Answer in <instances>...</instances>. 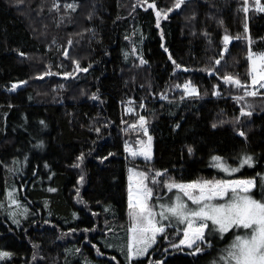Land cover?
<instances>
[{
	"label": "trees",
	"instance_id": "trees-1",
	"mask_svg": "<svg viewBox=\"0 0 264 264\" xmlns=\"http://www.w3.org/2000/svg\"><path fill=\"white\" fill-rule=\"evenodd\" d=\"M154 2L156 9L138 0H0V248L12 253L3 264H78L106 250L104 240L113 236L127 244L129 167L167 169L178 182L256 178L253 194L260 199L264 90L240 100L243 92L222 77L250 84L249 56L264 51V12L253 0L247 14L243 0H186L157 28L155 12L175 0ZM188 81L198 96L176 87ZM248 104L252 116L236 125ZM139 116L154 138L153 160L125 151L143 139L132 127ZM243 152L253 156L252 167L231 176L217 172L213 156L236 167ZM8 190L32 208L19 225L1 207ZM157 195L172 194L157 190L153 200ZM182 227L169 225L168 238H158L146 257L129 262L121 247L110 254L117 264H213L236 231L206 232L211 247L190 255L170 245Z\"/></svg>",
	"mask_w": 264,
	"mask_h": 264
},
{
	"label": "snow or ice",
	"instance_id": "snow-or-ice-1",
	"mask_svg": "<svg viewBox=\"0 0 264 264\" xmlns=\"http://www.w3.org/2000/svg\"><path fill=\"white\" fill-rule=\"evenodd\" d=\"M186 0H175L173 6L166 10H157L156 26L159 28L160 19H167L168 13L173 9H180L185 5ZM256 11L264 12V3L261 0H253ZM140 7L156 9V4L149 3V0H138ZM76 4H66L65 7L76 10ZM54 7L59 10V4ZM242 12H249V0H243ZM247 31V25H245ZM231 37L227 34L223 36L224 47L227 50V44ZM71 44V41H69ZM167 51V49H165ZM23 55V53H21ZM67 56V51L64 52ZM169 58H171L169 56ZM223 55L220 59H215L214 64L220 65ZM251 60V82L245 83L233 75L226 74L222 77L226 84L233 85L243 92L242 96L237 99L243 100L245 97H256L261 95L258 89H264V54L257 59L249 56ZM175 63V61H173ZM77 67H79L77 62ZM179 68L180 66L177 65ZM87 71V69H83ZM66 75H71L66 73ZM25 83V82H20ZM18 87L12 84V90ZM184 93L188 96H198V88L191 82H185L182 86ZM214 94L219 95L217 91ZM95 98V97H94ZM131 111V109H130ZM252 105L248 104L247 108L241 107L240 116L234 118L236 125L240 126V117L252 116ZM41 124L44 122L41 121ZM147 121L144 116H139L138 125H132L133 129L143 131L147 140L138 141L139 150L125 146L131 156H143L145 160H151L152 157V137L148 135ZM176 127H179L177 124ZM213 128L217 127L216 123L212 124ZM99 132V129H95ZM238 135L247 139L243 130L238 131ZM189 154L194 149L187 148ZM109 155H112L109 153ZM107 157H105L106 159ZM84 155L81 154L78 160L83 161ZM238 165L232 167L221 156H213L214 166L229 176L238 172L244 166L252 167L254 159L252 155L243 152L238 156ZM78 166V165H74ZM130 181L128 189V207L131 220L128 229L130 238L126 244V256L131 262L134 258L146 256L153 245L157 243V237L167 239L166 228L169 225L183 226L179 228L177 235L182 236L178 243L170 242L171 247L182 251L184 247L191 249L190 255H196L204 251L203 246L211 247V241L208 235L217 234L221 237L231 230L234 232L230 243L221 250V255L213 264H264V177H260V199L255 198L253 190L257 188L256 178L240 179H197L189 182H178L168 174L167 169L149 171H137L135 168L129 169ZM259 176V174H257ZM83 180V176H81ZM166 189L171 196L165 200L163 195H157L156 200L160 201L157 211L155 203L150 204L157 190L163 192ZM55 191V189H49ZM9 199L17 203L13 194L9 193ZM188 202H191L192 207ZM16 213H13L15 217ZM15 223H19L15 221ZM167 222V223H165ZM72 231H75L73 229ZM85 231H88L86 229ZM206 232L208 235H206ZM166 252L167 249H164ZM102 254V253H101ZM12 253L0 251V260L10 258ZM115 259V257H113ZM149 264H164L163 261H149Z\"/></svg>",
	"mask_w": 264,
	"mask_h": 264
},
{
	"label": "rangeland",
	"instance_id": "rangeland-1",
	"mask_svg": "<svg viewBox=\"0 0 264 264\" xmlns=\"http://www.w3.org/2000/svg\"><path fill=\"white\" fill-rule=\"evenodd\" d=\"M261 54H264V51L258 52L257 50H253V53L251 54V56H252V58L258 60V57ZM68 78H70V77H68ZM262 90H264V89H258L259 92H261ZM130 109L132 111V107L131 106H128V110L129 111H130ZM147 129H148V127H147ZM148 135L152 136L149 133V130H148ZM141 139L144 140V141H146L147 140V137L144 135L143 137H141ZM127 146L130 147V148H132L133 150H139V148H140V144L138 142L136 144L128 142L127 143ZM153 149H154V138L152 137V157H151L152 160L154 159V150ZM130 156H131V154H130ZM131 157H133V156H131ZM136 157H139V158H143L144 159L143 156H136ZM136 157H133V158H136ZM132 168H135L137 171H142L141 169L137 168V166L136 167H129V169H132ZM215 169L217 170V172L219 174L220 173H223V175L228 174V173H225V172H223L222 170H220V169H218L216 167H215ZM127 176H128L129 184L130 183H133L134 184V181H130V179H129V176H130L129 170H128V175ZM263 177H264V175H263ZM203 179H212V178H203ZM214 179H226V178H224L223 176H220L219 175L217 178H214ZM234 179H240V178H234ZM15 191H16V193H14V194L17 195V190L15 189ZM10 192H11V190H8L7 195H6V203H5V201H3L1 207L4 209V211H6V212L9 213V219L10 220L12 219V222L14 223V225H19L20 222H21V218L24 219L25 217H27L29 210L31 212L32 208L30 206H27L28 204L19 195H18V197H16V199L18 201V204L17 203H13L9 199V193ZM14 194H13V197L15 196ZM167 197L168 196H164L165 200H167ZM255 198H257V197L255 196ZM257 199H259V198H257ZM153 203H155L157 205V209L156 210L159 211L158 205H159L160 201H157L156 199H154L153 200ZM153 203H150V204H153ZM190 206L195 207L194 205H190ZM13 213H16L15 217L13 216ZM14 220L15 221H18L19 223H15ZM165 223H167V222H165ZM130 224H131V222H130ZM127 227L125 229V231H126L125 233L130 238V233L128 231L130 225L127 226ZM166 230H167V228H166ZM120 235H123V234H120ZM129 238L127 239L128 241H129ZM158 238H160V236L157 237V242L159 240ZM179 238H182V236H180ZM125 239L126 238L123 237V236H113L112 238H109L107 240H104L105 241V244H106V247H105L106 250H104L102 252L101 251L100 252L97 251V253H95L96 254V257H91L90 260H88V261H86V259H81L78 264H117L119 262L118 261V256H116L115 253L110 254V250L115 252V250L118 247H121L120 250L123 249V246L126 244ZM155 245H153V248L155 247ZM153 248H152V250H153ZM189 250H191V249H189ZM0 251H6V250H3V249L0 248ZM146 256H143V257H146ZM113 257H115V259H113ZM6 259L7 258H5L3 260H0V264H3ZM122 259H124L123 256H122ZM135 259H137V258H135Z\"/></svg>",
	"mask_w": 264,
	"mask_h": 264
}]
</instances>
